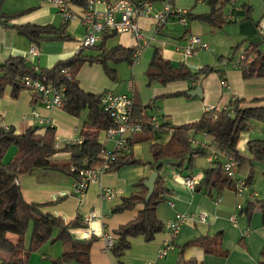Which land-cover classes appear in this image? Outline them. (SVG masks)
I'll use <instances>...</instances> for the list:
<instances>
[{"label": "crops", "instance_id": "1", "mask_svg": "<svg viewBox=\"0 0 264 264\" xmlns=\"http://www.w3.org/2000/svg\"><path fill=\"white\" fill-rule=\"evenodd\" d=\"M66 1L76 18L64 24L63 17L52 0H0V17L15 15L13 19L5 20L6 22L0 21V66L11 59L20 58L40 74L81 52L91 56L98 55L91 48L82 47L87 29L81 24V17L88 0ZM116 1L107 0L108 3ZM172 7L174 10L192 14L187 26L180 23L178 15H171L160 27H157L152 18L141 17L137 22L145 36V45L128 33L116 34L106 42L107 49L121 46L136 50L142 46L141 53L133 64L109 63L117 71V81L109 79L102 65L98 63L85 64L77 75L79 85L85 92L133 96L135 104L139 106L132 113L135 119L146 116L171 124V127L157 129L151 134L141 132L131 138L133 146L128 154L129 158L141 164H128L104 174L88 188L81 199L73 193L74 179L60 172L36 170L22 174L17 180L25 201L44 204L46 213L60 217L66 223L77 218L84 222L91 212L99 216L95 223H83V228L72 231L76 240L89 241L94 238L90 249L91 264H118L111 250L107 248L104 237L111 236L113 240L116 239L115 231L133 221L144 208L143 204H139L132 210L113 212L122 204L124 198L140 190L137 185L141 181H148L151 174L156 173L149 165L153 161V145L163 146L174 152L177 149L173 144L174 128L196 123L208 109H225L233 98L243 100L248 106H254L252 101L264 98V78L245 79L243 72L233 68L231 64V60L244 53L251 44L261 45V50L264 51V37L260 34L264 29V0L232 1L225 8L224 23L218 29L193 20L194 16L211 12L210 5L204 0H175ZM154 8L162 11L164 4L154 5ZM98 9L104 10L105 6L99 5ZM27 24L52 26L62 29V32L56 38L35 44L16 30V27ZM193 37H199L211 49L197 48L191 55H187L185 51ZM102 38L103 35L96 45L102 43ZM33 47L38 48L39 54L29 53ZM156 49L176 68L185 66L192 72H198L204 67L218 70L200 77L198 88L202 89V98L176 96L189 92L194 83L175 81L163 85L149 80L147 70ZM220 58L224 60L220 62ZM227 60L230 63L225 65ZM118 67L125 69L126 75L122 77ZM222 80H226V86L221 84ZM145 107L147 109L142 112L141 109ZM33 111L38 117L32 116ZM86 120V113L78 118L68 114L63 108H45L26 89L14 96L12 86H8L0 96V128H13L16 135H23L32 128H37L38 134H44L47 128H54L55 145L58 149L83 140L80 130ZM254 124L248 132L240 136L237 148L243 156H248V143L251 140H264V123L255 121ZM256 124L259 125V130ZM103 139L104 135L100 139L103 145L112 147V143H105ZM192 139L194 148L206 147L205 155L193 156L191 166L188 161L182 164L181 161L164 159L159 171L163 183L162 198L165 202L157 208L158 219L166 226L176 214L188 216L174 238V248L168 251L164 259L158 261L159 250L171 238L168 231L165 229L151 242H146L142 237L135 238L131 240V249L122 258V264H150L157 261V264H179L181 260H193L196 264H260L262 261L263 215L259 207L250 213L245 210L248 201L264 198V166L259 163L254 165V179L243 196H239L233 189H226L219 195L215 193L214 196H209L204 190L192 191L185 184V179L192 176L199 182L204 170L211 168L218 158L217 152L208 147L210 139L207 135L197 134ZM16 153L17 148L11 146L3 162L7 164L12 161ZM69 157V153H59L55 159L65 162ZM244 174L247 175L246 172L238 173L237 177L245 178ZM104 187L116 191L113 200L101 197ZM241 210L244 212H240ZM201 214L206 215L204 221L200 220ZM201 238H215L220 242L223 254H206L203 247L189 245ZM30 240L31 228L26 238L27 248ZM65 250L61 241L47 243L30 256L28 264H52ZM67 264L77 263L72 261Z\"/></svg>", "mask_w": 264, "mask_h": 264}, {"label": "trees", "instance_id": "2", "mask_svg": "<svg viewBox=\"0 0 264 264\" xmlns=\"http://www.w3.org/2000/svg\"><path fill=\"white\" fill-rule=\"evenodd\" d=\"M138 8L145 3L153 5L170 3L172 6L175 0H130ZM211 7L208 14L194 16L193 20L207 24L214 29L221 28L224 20V10L228 4L234 0H204ZM15 15H2L1 22L13 19ZM188 20L192 14L188 12ZM17 32L38 44L43 40L56 38L62 32V29H56L52 26L22 25L16 27ZM118 33L103 34L102 43L90 47L92 51L98 52V55L91 56L85 53H79L71 59L57 63L52 69L43 70L38 74L34 68L29 67L23 59L16 58L9 60L5 65L0 66V96L4 94L8 86H12L14 96L23 86L18 82V78L24 76L46 77L48 81L56 86H66L68 100L63 109L70 115L81 117L87 114V120L80 130V137L83 139L81 144H68L63 149H58L55 145V129L47 128L44 134H38L37 128L29 129L23 135H16L13 128H0V263L1 264H28L30 256L39 251L47 243H56L61 241L65 246L63 255L53 261L52 264H67L76 262L77 264H91L90 249L92 240H76L72 231L83 228L84 222L79 218L66 223L60 217L44 211V204L29 203L25 201L21 188L15 184L22 174L32 173L36 170L55 171L69 175L73 179L76 173L71 172L75 168H92L97 163V157L103 147L100 142L101 136L112 126L109 114L104 110L101 104L102 94H93L81 89L77 75L82 67L89 63H98L102 65L106 76L112 81H117V71L109 63L113 64H133L135 49H126L121 46H115L112 49L106 48V42L112 39ZM237 51V50H236ZM247 59L252 58L251 62H244L243 77L245 79L264 78V51L261 45L251 44L244 51ZM220 58L219 61H223ZM233 61V59L231 60ZM67 69L71 80L62 71ZM216 68L204 67L198 72H192L185 66L174 67L164 59L161 51L156 49L154 58L147 70V77L150 81H158L163 85L175 81H186L194 83L190 91L196 90L201 76L212 73ZM221 72V71H219ZM222 74V72H221ZM226 81V80H224ZM189 91V92H190ZM176 94V96H185L190 98L188 93ZM35 100V99H34ZM37 102V100H35ZM254 106L245 105L243 100L233 98L226 109L213 108L206 111L205 114L196 123L182 125L174 128L173 144L176 146L174 152L169 148L153 145V161L150 162L152 169L159 174L161 163L164 159H173L181 161L183 164L188 161L192 164L193 156L205 155L206 147L194 148L192 146L193 136L205 134L209 137V148L217 152V160L212 163V167L204 170L202 177L196 185L194 191H206L209 196L221 194L226 189L236 191L235 180L228 176L224 164L226 156H232L236 162V174L244 173V185L250 187L255 175L254 165L256 163L264 166V140H251L248 143V156H243L238 148V142L241 134L248 132L255 121L264 123V98L252 101ZM136 104L134 105L137 108ZM147 109L146 107L143 110ZM134 114V113H133ZM132 121L139 123L143 127L144 133L151 134L156 131L151 118L143 116L134 118ZM161 121V120H160ZM171 127V124L164 122L162 128ZM151 137H149V140ZM133 146V143L130 142ZM11 146L17 148L16 156L9 163L3 162L4 156ZM59 153H69V159L65 162H59L55 156ZM130 155L121 156L115 164L112 171L119 170L121 167L132 164H141L129 158ZM85 159H90L85 163ZM145 179L137 187L138 192L130 197L124 198L122 204L118 205L113 212H123L134 209L137 205L143 204L144 208L138 216L129 223L120 226L115 231L116 239L110 249L118 264H122V258L126 252L131 249V240L142 237L146 242L153 241L156 236L163 233L165 225L157 217L158 206L165 202L162 198V178L158 176L155 183L154 192L146 201L148 189L145 186ZM259 207L264 220V198H254L248 201L246 212H252ZM244 212V211H240ZM31 228L30 245L26 247V238ZM14 237V238H13ZM189 245H197L205 249L206 254H223L220 242L214 238H201ZM264 264V250L262 253ZM179 264H196L195 261L181 260Z\"/></svg>", "mask_w": 264, "mask_h": 264}, {"label": "built area", "instance_id": "3", "mask_svg": "<svg viewBox=\"0 0 264 264\" xmlns=\"http://www.w3.org/2000/svg\"><path fill=\"white\" fill-rule=\"evenodd\" d=\"M52 2L62 15L64 24L76 18V15L70 10L69 3L66 0H52ZM99 5H104L105 9L99 10ZM171 15L180 16V23L183 26H187L188 12L174 10L170 3H165L162 11H156L154 5L151 3H145L136 8L130 0H117L114 3H108L107 0H88L81 17V24L87 29V34L82 40V47H93L99 42L101 35L112 33L131 34L137 41H143L145 45V36L138 25L137 19L141 17L152 18L156 22L157 27H160L167 22ZM260 34L264 37V29L260 31ZM197 48L211 49V47L207 43L202 42L199 37H193L190 39L189 46L186 48L185 53L191 55ZM141 50L142 46L136 49L134 61H137ZM29 53L35 55L39 54L38 48H31ZM246 60L251 62L253 59H247L245 54L242 53L231 61V64L233 68L242 70ZM229 63L230 61L227 60L225 65ZM62 74L67 75L68 80L72 79L67 69L63 70ZM18 82L21 86L31 91L34 99L41 102L47 109L63 108L66 105L68 97L65 85L56 86L53 82L48 81L46 77L34 78L31 76L18 78ZM221 84L226 86L227 82L222 80ZM101 104L112 121V126L105 132L103 141L105 143H112V147L109 148L103 145L94 167L78 169L73 167L71 169V172L76 173V177L72 184V190L75 196H78L80 199L87 192L88 188L96 183L101 176L112 172L121 156L131 153V138L143 131L141 124L132 121V113L135 105L133 96L110 92L104 93L101 98ZM211 109H208V111ZM32 116L38 117V114L33 111ZM151 120L156 130L161 129L162 124L165 122L157 118H152ZM81 141L82 140L76 141L74 144H81ZM90 161V159H85V163H89ZM224 168L228 176L235 180L237 194L243 196L247 187L244 185V179L237 177L235 171L236 162L232 156H226ZM197 183V178L195 177L190 176L185 179V184L192 191L195 190ZM15 184L19 185V182L16 180ZM101 197L106 200H113L116 197V191L113 188L104 187L101 191ZM238 208L240 209L241 206L239 205ZM199 217L201 221L206 219L205 214H201ZM98 219L99 216L95 212H91L86 216L84 223L91 225ZM187 219V215L179 213L176 214L172 221L167 223L165 227L171 238L166 241L159 250L158 261L164 259L168 251L174 248V238L179 234ZM104 238L107 248L110 250L114 240L111 236H105ZM158 261L156 263L151 262L150 264H157Z\"/></svg>", "mask_w": 264, "mask_h": 264}, {"label": "water", "instance_id": "4", "mask_svg": "<svg viewBox=\"0 0 264 264\" xmlns=\"http://www.w3.org/2000/svg\"><path fill=\"white\" fill-rule=\"evenodd\" d=\"M188 95L190 97H199L202 98L203 94H202V89L201 88H197L196 90H193L191 92L188 93ZM159 174L158 173H152L150 178L148 179V181L145 182V186L148 189V194L146 196V201H149V199L151 198L154 189H155V183L158 179Z\"/></svg>", "mask_w": 264, "mask_h": 264}, {"label": "rangeland", "instance_id": "5", "mask_svg": "<svg viewBox=\"0 0 264 264\" xmlns=\"http://www.w3.org/2000/svg\"><path fill=\"white\" fill-rule=\"evenodd\" d=\"M123 67V66H122ZM124 68V67H123ZM118 69V71H119V73H120V75L123 77L124 75H126V71H125V69H122V68H117ZM27 90V89H26ZM255 125V124H254ZM256 126H257V124H256ZM259 126V125H258ZM257 126V127H258ZM264 128V127H263ZM258 130H259V127H258ZM14 238V237H13Z\"/></svg>", "mask_w": 264, "mask_h": 264}]
</instances>
